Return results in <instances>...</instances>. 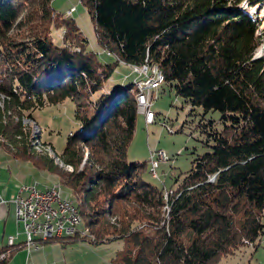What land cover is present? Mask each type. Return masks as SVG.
I'll list each match as a JSON object with an SVG mask.
<instances>
[{"label": "trees", "instance_id": "trees-1", "mask_svg": "<svg viewBox=\"0 0 264 264\" xmlns=\"http://www.w3.org/2000/svg\"><path fill=\"white\" fill-rule=\"evenodd\" d=\"M243 1L248 8H240ZM82 3L112 64L87 50L75 21L55 13L51 0H0V148L58 175L61 190L75 197L89 243L122 241L111 264H218L255 247L264 229V55L257 56L264 0ZM57 30L64 31L61 46L51 39ZM120 64L157 66L175 96L220 115L219 131L211 121L198 125L212 150L192 158L172 192L143 178L149 161L126 160L136 89L130 83L102 92ZM66 99L80 129L58 157H37L23 118L34 121L45 103ZM58 159L71 170L54 164ZM69 239L59 242L86 241Z\"/></svg>", "mask_w": 264, "mask_h": 264}, {"label": "rangeland", "instance_id": "rangeland-1", "mask_svg": "<svg viewBox=\"0 0 264 264\" xmlns=\"http://www.w3.org/2000/svg\"><path fill=\"white\" fill-rule=\"evenodd\" d=\"M51 8L55 13L70 17L75 21L83 37L88 42L87 50L98 54V58L102 63L108 65L114 62L115 59L107 56V53L98 46L90 16L82 0H51ZM240 8H248L247 3L245 1L241 2ZM254 13L253 10L249 9V14L252 15ZM63 33V30L51 32V39L55 45H62ZM261 55H264V42L257 52L258 57ZM140 79L141 77L137 70L128 65L120 64L105 83L102 92H112L118 87ZM1 101L2 98L0 97V104ZM151 110L156 113V116L149 132L144 125L143 115L137 114L134 135L127 149L126 160L128 163L145 161V159H149L150 150L153 151L155 160V152L162 150L168 158L164 159V163L158 164L156 178L150 177L149 169L143 175V178L160 188L168 190L169 193L182 182L185 172L191 167L192 158L212 150L210 147L212 145L211 141H209V145L204 143L207 136L205 133H201L203 127H198V125L200 123L207 124L211 121L212 128L217 131L221 130L223 125L219 122L220 115L218 112L210 111L203 114L202 108L191 107L185 103L184 99L175 96L174 91L165 84L161 85L158 94L155 95ZM31 116L36 122L27 120L24 117V132L30 135L31 144H33L32 152L40 158L50 157L54 159V157H58L61 154L67 136L70 133L78 132L80 129L74 118V104L70 99H66L56 106L45 103L41 109L35 110ZM206 129H209V127H206ZM38 143L49 145L52 150V156L45 154L46 150L44 148L36 149L34 145L38 146ZM0 153L6 154L7 152L1 147ZM86 154L87 151L84 152V157ZM153 156L151 155V157ZM15 160L21 163L28 162L33 165L31 161H24L19 158ZM54 164H57L59 168L63 167L60 159L54 160ZM33 166L42 174H52L45 169H40L38 166ZM62 169L71 170V168ZM54 176L57 178V183H60L58 175L55 174ZM175 180L177 181L175 182ZM36 183L33 184L37 186L38 183ZM56 187H60V185ZM170 188L172 189L169 190ZM63 189L64 193L62 196L75 201V197H72L67 189ZM60 240H51V242H59ZM85 242L88 241L86 240ZM109 244L110 251L114 252L116 250L119 252L122 249V241L120 240L105 243V245ZM104 254H108L106 250H104ZM104 263L106 264V262ZM218 264H264V229L259 239L255 242V247L252 245L241 247L234 251L232 255L220 259Z\"/></svg>", "mask_w": 264, "mask_h": 264}, {"label": "crops", "instance_id": "crops-1", "mask_svg": "<svg viewBox=\"0 0 264 264\" xmlns=\"http://www.w3.org/2000/svg\"><path fill=\"white\" fill-rule=\"evenodd\" d=\"M143 120L149 132L154 123L147 124L144 117ZM151 155H154L152 150H150L149 159L145 160L149 161ZM54 175L42 174L32 164L18 162L7 153H0V199L4 201L0 202V249L7 248L9 237L14 239V246L8 249L12 253L7 264H105L104 262L111 264L117 251H110V244L93 245L85 241L62 244L54 241L37 247L25 246V236L14 220L12 199L23 184L37 182L41 190L59 186ZM104 250L107 251V255L104 254Z\"/></svg>", "mask_w": 264, "mask_h": 264}, {"label": "built area", "instance_id": "built-area-1", "mask_svg": "<svg viewBox=\"0 0 264 264\" xmlns=\"http://www.w3.org/2000/svg\"><path fill=\"white\" fill-rule=\"evenodd\" d=\"M109 56V54L107 53ZM137 70L142 81L141 110L147 124L153 123L155 113L151 110L155 95L161 85L158 83L157 74L152 73L149 65L133 67ZM165 156L163 151L155 152L149 160L150 176L156 178V169L158 164L164 163ZM0 202L4 201L0 199ZM14 220L25 236V246L37 247L41 242L51 240H60L77 236L84 238L83 227L80 221H77L76 213L70 202L62 195L52 194L51 187L45 190L39 189L35 184L20 185L14 198ZM14 246V239L9 237L7 248L0 254V259L9 254V248ZM6 252V253H5Z\"/></svg>", "mask_w": 264, "mask_h": 264}, {"label": "bare ground", "instance_id": "bare-ground-1", "mask_svg": "<svg viewBox=\"0 0 264 264\" xmlns=\"http://www.w3.org/2000/svg\"><path fill=\"white\" fill-rule=\"evenodd\" d=\"M150 68L152 70V73L157 74V76H158V83L160 85H162L164 83V76H163L162 72L158 69L157 66H150ZM133 84H134V87H135L136 93H137L136 94L137 110H138V113H140V110H141V96H142V81L141 80L134 81ZM36 148L37 149L38 148H42V149L44 148L46 150L45 151L46 152L45 154H47L49 156H52V152H51L52 150H51V148L49 146H44V145H40L39 144ZM63 167L65 169H70L69 166H63ZM51 189H52V194H57V195H62L63 194L60 187H54V188H51ZM66 199L69 200L70 206L73 207V209H74V211L76 213V216H77V221H80L81 224H82L81 216H80L79 211L77 210L74 202L71 199H69V198H66ZM83 236L90 237V234H89V232H88L87 229H84L83 228Z\"/></svg>", "mask_w": 264, "mask_h": 264}]
</instances>
